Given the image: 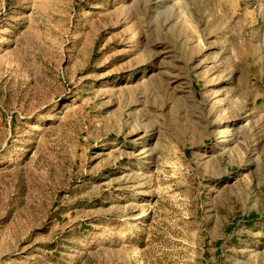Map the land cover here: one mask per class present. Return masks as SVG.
I'll use <instances>...</instances> for the list:
<instances>
[{"label": "rangeland", "instance_id": "rangeland-1", "mask_svg": "<svg viewBox=\"0 0 264 264\" xmlns=\"http://www.w3.org/2000/svg\"><path fill=\"white\" fill-rule=\"evenodd\" d=\"M0 264H264V0H0Z\"/></svg>", "mask_w": 264, "mask_h": 264}, {"label": "bare ground", "instance_id": "bare-ground-1", "mask_svg": "<svg viewBox=\"0 0 264 264\" xmlns=\"http://www.w3.org/2000/svg\"><path fill=\"white\" fill-rule=\"evenodd\" d=\"M220 136L222 137V141L220 143V146H222L223 150L225 149V145H226V139L224 138L223 134L220 133Z\"/></svg>", "mask_w": 264, "mask_h": 264}]
</instances>
